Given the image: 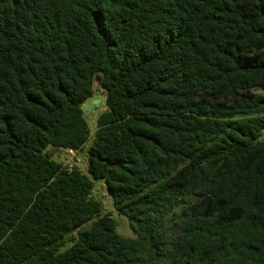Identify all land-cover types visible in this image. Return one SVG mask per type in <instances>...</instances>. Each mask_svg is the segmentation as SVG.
I'll return each instance as SVG.
<instances>
[{"label": "trees", "instance_id": "16d2710c", "mask_svg": "<svg viewBox=\"0 0 264 264\" xmlns=\"http://www.w3.org/2000/svg\"><path fill=\"white\" fill-rule=\"evenodd\" d=\"M0 264H264V0H0Z\"/></svg>", "mask_w": 264, "mask_h": 264}, {"label": "rangeland", "instance_id": "374dc122", "mask_svg": "<svg viewBox=\"0 0 264 264\" xmlns=\"http://www.w3.org/2000/svg\"><path fill=\"white\" fill-rule=\"evenodd\" d=\"M95 92L93 95V98L88 100L86 104L83 105V111H84V117L89 125L90 131H91V138L89 140V143H92L93 136L97 130V119L98 117L103 114L107 108L105 105V96L104 94L99 90L98 85L95 83L94 85ZM70 150H50V153L52 154L53 160H55L58 163L67 165V164H74L77 165L82 173L87 175L90 180L93 183V189L91 192V197H93L95 200L100 201L103 204V214H109L117 223V229L118 232L127 238L133 237V232L130 227V223L128 219L120 215L113 205V202L111 198L108 196L105 183L101 179H95L93 178L88 170H87V157L81 153V152H74L76 153L75 157H72L69 154ZM90 224H86L83 226L82 230L88 229ZM72 242H68L66 244V248L71 246Z\"/></svg>", "mask_w": 264, "mask_h": 264}, {"label": "built area", "instance_id": "2783aa9c", "mask_svg": "<svg viewBox=\"0 0 264 264\" xmlns=\"http://www.w3.org/2000/svg\"><path fill=\"white\" fill-rule=\"evenodd\" d=\"M69 154L72 156V157H75L76 153L74 154V152L72 150L69 151ZM69 166V168H72L73 167V163L72 164H67Z\"/></svg>", "mask_w": 264, "mask_h": 264}, {"label": "water", "instance_id": "95a60500", "mask_svg": "<svg viewBox=\"0 0 264 264\" xmlns=\"http://www.w3.org/2000/svg\"><path fill=\"white\" fill-rule=\"evenodd\" d=\"M257 141V140H256Z\"/></svg>", "mask_w": 264, "mask_h": 264}]
</instances>
